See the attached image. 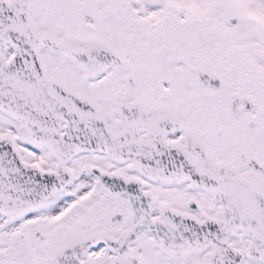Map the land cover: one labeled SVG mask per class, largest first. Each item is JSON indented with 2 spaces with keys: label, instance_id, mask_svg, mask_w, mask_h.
Segmentation results:
<instances>
[{
  "label": "snow or ice",
  "instance_id": "1",
  "mask_svg": "<svg viewBox=\"0 0 264 264\" xmlns=\"http://www.w3.org/2000/svg\"><path fill=\"white\" fill-rule=\"evenodd\" d=\"M0 264H264V0H0Z\"/></svg>",
  "mask_w": 264,
  "mask_h": 264
}]
</instances>
